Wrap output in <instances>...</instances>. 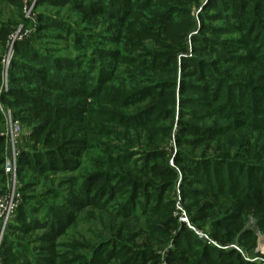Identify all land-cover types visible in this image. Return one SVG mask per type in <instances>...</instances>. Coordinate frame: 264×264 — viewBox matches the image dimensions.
<instances>
[{
    "label": "trees",
    "instance_id": "16d2710c",
    "mask_svg": "<svg viewBox=\"0 0 264 264\" xmlns=\"http://www.w3.org/2000/svg\"><path fill=\"white\" fill-rule=\"evenodd\" d=\"M63 1L83 11L87 18L102 16L121 24L126 18L117 12L128 16L131 7L140 6L132 0H39L37 7L45 2H55L57 6ZM176 1L207 9L204 0ZM223 4L233 23L231 31L239 37L227 48L213 45L217 58L190 65L193 67L190 71L184 72L187 60H182L174 156L167 149L172 130L167 122L176 112V56L150 57L148 62L128 60L131 72L123 76L124 80L129 83L142 78L144 87L134 89L131 83L120 84L121 89L112 93L107 91L117 84L114 74L107 76L101 66L97 69L98 53L93 49L90 56L79 49L72 59L29 41L14 44L9 91L1 100L7 105L23 103L29 111L43 115L46 120L33 128L32 140L42 142L43 146L55 143L54 153L22 152L17 173L23 168L46 177L77 172L83 165L81 159L96 149L99 163L82 179L66 181L72 190L67 197L55 193L54 188L49 190L45 200L49 198L57 207H45L37 201L36 206L46 209L41 220L30 215L32 211L26 208L27 202H35V198L22 197L4 236L1 248L4 264H161L162 257L166 264H258L246 261L231 246L251 252L256 248L257 233L264 236V94L259 95L262 89L255 83L234 81L220 74V70L224 65H234L240 71L256 65L264 68V48L257 49L264 30L261 23L264 2L224 0ZM21 8L20 0L22 22L26 23ZM43 26L44 23L39 25L41 31ZM60 28H65L61 22ZM75 42L78 48L80 42L89 45L82 35ZM114 60H119L117 55ZM163 67L173 81L154 79L162 74L157 70ZM1 68L0 65V72ZM147 72L151 75L150 83L145 82L147 77H141ZM29 80L45 84V92L40 93L54 99L34 96L39 93L19 85ZM241 89L251 92L243 94ZM107 97L111 98L110 103L104 101ZM119 98L122 102H118ZM146 101L149 105L139 108ZM104 102L133 108L134 113L120 117L114 112L100 115L98 111H86L87 103ZM187 106L206 111L207 116L198 119V112L195 117L185 109ZM184 117L189 120H183ZM207 119L208 124H201ZM109 120L114 132L108 131L107 135L103 128L105 123L110 125ZM104 134L123 148L107 147ZM3 164L4 140L0 137V167ZM3 175L2 168L0 181H4ZM175 187L190 225L222 248L200 239L179 222L177 201L167 197ZM2 193L0 189L1 196ZM86 214L97 225L102 222V228L98 232L89 228V237L81 236L84 243L68 245L65 241L68 230L77 227ZM251 218L255 221L253 229L248 227ZM26 223L31 229L20 227ZM34 230L45 232L40 241L42 246L34 247L39 248L34 249L36 253H29V258L16 250L13 253L10 245L16 241L10 239V231L27 236ZM169 245L172 247L168 248ZM157 248L166 249L165 255L158 253ZM81 250L86 255L78 256ZM23 251L27 253L28 248L23 247Z\"/></svg>",
    "mask_w": 264,
    "mask_h": 264
},
{
    "label": "rangeland",
    "instance_id": "374dc122",
    "mask_svg": "<svg viewBox=\"0 0 264 264\" xmlns=\"http://www.w3.org/2000/svg\"><path fill=\"white\" fill-rule=\"evenodd\" d=\"M22 1L23 0H21V9L23 14L24 8ZM132 1L136 4L139 3L140 6H135V8L131 7L128 16L117 12L119 15L126 18L125 23L121 24L114 19L109 20L107 17L102 16L95 19L87 18L83 11L75 10L76 8L64 1L60 5L57 4V6H54L55 2H51L50 4L45 2L38 7L36 5L33 9V18L31 20H26V23H23L19 9L20 0H0V59L2 60L0 64L2 67V71L0 72V89L7 84V92L9 91L11 79L9 70H5L3 60H5L8 56L11 40L16 36H22V41L32 42L34 45L41 46L44 50H49L50 53H54L55 51L59 53L60 57L74 59L77 57L76 53L80 52L79 49H82L81 51L88 56L92 55L93 50L96 51V54L98 53L97 69L101 66L105 71H107V76L112 73L114 74L112 75L114 76L117 84L116 86H112L113 88H110L107 91L112 93H115V89L117 91H119L118 89H121L120 84L126 86L131 83L134 89L136 86L144 87V82L141 80L142 78H138L139 80L136 82L130 81L129 83L124 80L125 77L123 76L127 75L128 72H131L128 60L136 59L137 61L148 62L151 60L150 57L161 55H170L171 57L176 56L178 63L175 71L177 83L176 112L174 118L167 122L172 129L170 133L171 139L169 140L167 149L171 155L174 156L176 151L175 136L177 133L178 121L180 119V106L178 99L180 97V79L183 72V69L181 68L182 60H187V62H184L186 67L184 68V72L190 71L193 68L190 65H197L201 61L211 62L217 58V55L213 53L214 46L227 48L228 45H232L233 42L235 43L236 41L234 39H237L239 36L231 31L233 28L231 25H233V23L230 22L231 18L226 16L227 7L223 4L224 0H204L205 7H207V9L204 10L201 9V7L194 6L187 2H178L176 0ZM260 1L264 2V0ZM43 18L46 20H43L42 22L41 19ZM262 19L261 23L264 29V16H262ZM60 22L61 25L65 26L64 29L60 28L61 30H59ZM41 23H44L45 25L43 26L44 30L42 31L39 27ZM261 33H263V36L259 39V46L257 49L261 47L264 48V30H262ZM78 35H82L85 38L86 43L89 45L84 46V42H80L78 48V44L75 42ZM256 43L253 44L254 47L256 46ZM207 46L212 48L209 49ZM116 55L119 58V62L114 60ZM164 69L165 68L163 67L162 69L157 70V72L159 71L162 74H159V77H155L154 79L156 81H173L172 78H169L172 77V75L167 74L168 70ZM169 70L171 72L173 71L172 69ZM239 71L240 68L235 67L234 65H224L221 66L220 74H223L225 77H231L234 81L241 80L252 82L250 84L255 83L254 85L262 89L258 92L259 95L264 94V68H262V66H249L240 72ZM239 73L241 75L240 77L238 76ZM96 75L97 72H95L93 77L96 78ZM143 75L144 77H147L145 82L150 83L148 82L151 78L150 73L147 72V74H142L141 77H143ZM19 85L30 90V92L34 91V93H39L38 95L33 94L34 96L42 97L44 99L48 98L50 100L54 99L53 96L51 97L49 95L41 94L44 93L46 89L45 84H41V82L29 80V82H24ZM150 85L151 84H146V87H151ZM108 86L111 87L110 85ZM130 91L132 90H129V93ZM240 91H242L243 94L249 95L251 89H241ZM186 95L190 96L191 94ZM194 95L196 97H200L196 93ZM117 100L118 102H122L121 98ZM104 101L110 103L112 100L110 97H107ZM106 102L101 105L87 103L86 111H98L100 115L114 112L120 117H129L134 113L133 108H128L126 106L125 108L120 106L115 107L111 106V104H107ZM148 103L149 102L146 101L140 104L139 108L147 107L149 105ZM64 104L66 103L64 102ZM2 105L5 109L12 113L13 119L19 121L20 126L23 129L24 134L21 143L22 152L33 153V151H43V153H47L48 151H53L54 153L55 143L43 146L42 142L32 140L33 128L39 125L42 121L46 120L43 115L39 116L34 114L33 111H29L30 108L23 103L7 105L2 102ZM185 109L188 112L193 113L195 117V112H198V119L206 117L207 115L205 113H208L206 111L203 112L202 110L196 111V108L192 106H187ZM13 114L17 117V119ZM108 119H110V117H108ZM184 119L189 120L187 117H184L183 120ZM192 123L196 122L192 121ZM204 123L208 124L209 120L207 119L206 121L201 122V124ZM105 125L106 127L103 128L105 134L109 135L110 132H114L112 122L110 125L107 123H105ZM47 131L44 132V134H46ZM5 133L6 121L3 118V123L0 124V137L4 140V158L6 156V140L5 137L1 135ZM105 134L103 136L107 138V141L103 142L107 147L123 148V146L117 143L115 139L108 138L109 136H105ZM98 151L99 149L92 152L88 151L81 159V163H83L81 170H78L77 172L75 171L65 174L57 173L56 176L46 177L39 176L31 170L23 168L19 173H17L16 179L20 188L21 196L35 198V202L33 200L27 202L28 204L26 208L32 211L30 215L41 220L43 212L46 213V209H44L45 207H57L58 205L54 204L49 198V200H45L49 190L54 188L56 191L55 193H59L62 196L67 197L72 190L66 185V181H69L70 179L80 180L89 171H93L95 169L94 164L99 163L97 162L99 161ZM60 157L65 156L60 154ZM51 160H53V158H51ZM72 161L76 160L73 159ZM2 168L3 166L0 167V169ZM3 176L4 181H0V189L5 193L8 186V179L5 174ZM178 193V187H175L167 195V197H172L175 201H177ZM37 201L45 207L36 206L35 203ZM96 217L99 218L98 215H96ZM254 222V219L251 218L249 220L248 227L253 229ZM100 223L101 225L99 223L97 225L94 220L87 216V214L83 215L77 227L68 230L66 236L67 239L65 240L67 241L66 243H68V245L76 242L84 243L81 240V236L89 237L87 234L89 233V228L98 232L103 226V223ZM20 227L24 229H31L27 223L20 225ZM44 233L45 232L34 230L27 236H22L19 233H13V231H10V239L16 241L14 245H10V248H12L13 253L17 251L24 256H27L29 253H36L34 252V249L39 248L34 247L42 246L40 241H42ZM23 247L28 248L27 253L23 251ZM171 247V245L168 246V248ZM157 249L159 251L158 253H163L165 255L166 249ZM240 249L243 252V256L247 259L255 260L258 264H264V236L262 234L257 233L256 248L253 251L246 253L243 248L240 247ZM77 255L83 256L86 255V253L81 250L77 253ZM27 258L29 257L27 256ZM161 264H166L164 257L161 259Z\"/></svg>",
    "mask_w": 264,
    "mask_h": 264
},
{
    "label": "built area",
    "instance_id": "2783aa9c",
    "mask_svg": "<svg viewBox=\"0 0 264 264\" xmlns=\"http://www.w3.org/2000/svg\"><path fill=\"white\" fill-rule=\"evenodd\" d=\"M39 0H23V14L25 20H31L33 18V9L37 5ZM21 37H13L11 40V45L9 47V53L4 61L5 70H9L11 65V60L13 57V47L16 42L22 41ZM8 85L5 84L3 88L0 89V114L6 121V133L1 135L5 137L6 140V156L4 158V165L3 170L4 174L8 179V186L5 193L0 197V264H3L1 259V248L3 245L4 236L7 230L8 225L13 221L15 213L19 206L22 203V196L20 193V188L18 186V182L16 179V174L18 170V159L22 153V138H23V129L20 126L19 121L13 119L12 113L5 109L1 102V96L7 92ZM177 213L176 216L179 219V222L185 224L190 230L195 232L197 236L209 243L213 244L218 248H222L212 242L208 235L205 233L197 232L189 223L188 217L183 210L180 204V195L178 193L177 199ZM232 249L236 250L237 252L242 253L241 249L237 245L231 246ZM245 257V256H244ZM248 262H256L255 260L247 259Z\"/></svg>",
    "mask_w": 264,
    "mask_h": 264
}]
</instances>
